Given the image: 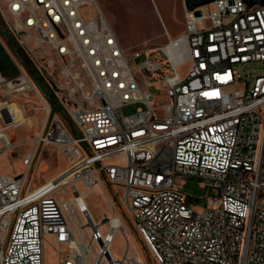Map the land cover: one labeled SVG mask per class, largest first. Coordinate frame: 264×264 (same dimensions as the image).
Listing matches in <instances>:
<instances>
[{
  "label": "built area",
  "instance_id": "2783aa9c",
  "mask_svg": "<svg viewBox=\"0 0 264 264\" xmlns=\"http://www.w3.org/2000/svg\"><path fill=\"white\" fill-rule=\"evenodd\" d=\"M0 11L50 96L13 54L20 73L0 82V154L18 144L7 127L30 119L18 99L33 93L45 115L25 172L0 170V264H44L45 235L57 264H146L129 252L134 231L157 264H264V4L185 6L182 34L164 28V44L130 51L97 0H0ZM48 147L68 166L26 182ZM177 177L207 189L198 212ZM104 183L119 206L108 198L113 214L97 220L86 195ZM117 231L122 257L112 251Z\"/></svg>",
  "mask_w": 264,
  "mask_h": 264
},
{
  "label": "rangeland",
  "instance_id": "374dc122",
  "mask_svg": "<svg viewBox=\"0 0 264 264\" xmlns=\"http://www.w3.org/2000/svg\"><path fill=\"white\" fill-rule=\"evenodd\" d=\"M101 10L111 24L121 43L130 51L132 49L155 48L166 42L164 28L168 30L172 37H177L185 30L184 25V2L183 0H97ZM0 82L12 79L20 73L17 62L9 46L8 35L0 24ZM16 44V41L14 39ZM20 54L23 56L30 69L39 72L33 58L24 49L16 44ZM256 67H259L256 64ZM41 75V72H39ZM43 73L46 75L45 71ZM47 76V75H46ZM41 83L46 88V80L42 76ZM155 95H161L160 91H154ZM38 98L29 93L28 97L18 99L19 105L24 110L25 115L29 116L28 123L22 125L9 126L6 133L12 143H18L8 152L0 154V170L4 173H14L21 175L25 172L23 158L28 151L34 147L33 138L38 134L45 110L42 108L34 109L38 104ZM58 104V102L56 103ZM138 104L130 103L122 107L124 114L133 113ZM22 116H24L23 111ZM62 120L67 126L73 125L68 116L63 113ZM1 126V122H0ZM71 127V126H70ZM68 166L67 157L59 148L48 147L47 153L37 155L28 175L26 182L32 185H39L48 181L59 174ZM176 187L184 194L198 198L195 202V211L201 210L206 203L207 189L202 186L198 178H188L183 180L176 178ZM105 191L95 187L86 195V201L92 214L100 220L103 212L113 214L108 205V198L118 205V195L115 190L104 183ZM116 205V206H117ZM119 206V205H118ZM117 206V207H118ZM260 208L264 209V198L260 201ZM120 212H122L119 209ZM123 214V213H122ZM124 216V215H123ZM129 225V223H127ZM103 229H107L105 225ZM134 238L130 239L129 252L132 249L139 250L146 261V264H157L148 248L134 231ZM7 242V239H6ZM139 246H138V245ZM126 249L124 235L117 231L112 245V251L118 257H122ZM56 245L50 235H45L43 241V260L44 264H57L59 260Z\"/></svg>",
  "mask_w": 264,
  "mask_h": 264
},
{
  "label": "water",
  "instance_id": "95a60500",
  "mask_svg": "<svg viewBox=\"0 0 264 264\" xmlns=\"http://www.w3.org/2000/svg\"><path fill=\"white\" fill-rule=\"evenodd\" d=\"M211 1H213V0H183L184 5L186 7L200 6V5L206 4V3L211 2ZM249 2L250 3L264 4V0H249ZM196 14H199V12H196ZM0 24H1V26L3 27V29L5 30V32L8 35L9 46H10V49L12 50L13 54L19 60V62L21 63V65L24 67V69L26 70V72L28 73V75L30 76V78L32 79V81L38 87V89L41 92V94L47 100H49L50 99V96L42 89V87L39 84L38 80L34 77V75L32 74V72L30 71V69H29L27 63L25 62L23 56L18 51V49L16 47V44L14 42V36H13L12 30L10 29L7 21L3 17L1 11H0ZM50 105H51V108L52 109H55L54 104L52 102L50 103Z\"/></svg>",
  "mask_w": 264,
  "mask_h": 264
},
{
  "label": "bare ground",
  "instance_id": "6f19581e",
  "mask_svg": "<svg viewBox=\"0 0 264 264\" xmlns=\"http://www.w3.org/2000/svg\"><path fill=\"white\" fill-rule=\"evenodd\" d=\"M89 192H91V191H88L87 193H89ZM87 193H86V194H87ZM84 202L86 203L85 199H84ZM116 219H117V217H116Z\"/></svg>",
  "mask_w": 264,
  "mask_h": 264
},
{
  "label": "trees",
  "instance_id": "16d2710c",
  "mask_svg": "<svg viewBox=\"0 0 264 264\" xmlns=\"http://www.w3.org/2000/svg\"><path fill=\"white\" fill-rule=\"evenodd\" d=\"M35 74V73H34ZM55 108H56V110L58 109V107L55 105Z\"/></svg>",
  "mask_w": 264,
  "mask_h": 264
}]
</instances>
